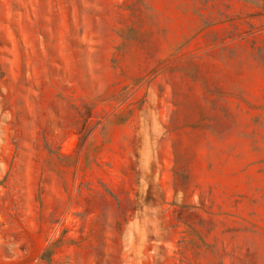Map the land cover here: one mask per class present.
I'll return each instance as SVG.
<instances>
[{
	"label": "rangeland",
	"instance_id": "obj_1",
	"mask_svg": "<svg viewBox=\"0 0 264 264\" xmlns=\"http://www.w3.org/2000/svg\"><path fill=\"white\" fill-rule=\"evenodd\" d=\"M0 264H264V0H0Z\"/></svg>",
	"mask_w": 264,
	"mask_h": 264
}]
</instances>
